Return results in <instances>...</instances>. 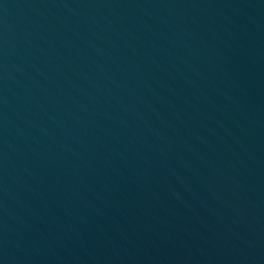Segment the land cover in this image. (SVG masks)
I'll use <instances>...</instances> for the list:
<instances>
[{
    "label": "water",
    "instance_id": "1",
    "mask_svg": "<svg viewBox=\"0 0 264 264\" xmlns=\"http://www.w3.org/2000/svg\"><path fill=\"white\" fill-rule=\"evenodd\" d=\"M0 264H264V0H0Z\"/></svg>",
    "mask_w": 264,
    "mask_h": 264
}]
</instances>
